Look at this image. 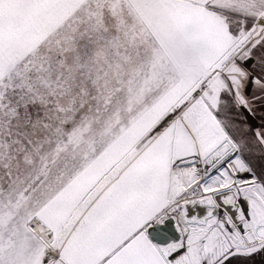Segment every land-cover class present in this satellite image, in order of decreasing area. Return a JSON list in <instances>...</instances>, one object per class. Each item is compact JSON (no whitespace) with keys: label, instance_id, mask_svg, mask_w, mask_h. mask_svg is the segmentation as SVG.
<instances>
[{"label":"snow or ice","instance_id":"obj_1","mask_svg":"<svg viewBox=\"0 0 264 264\" xmlns=\"http://www.w3.org/2000/svg\"><path fill=\"white\" fill-rule=\"evenodd\" d=\"M0 264H264V0H0Z\"/></svg>","mask_w":264,"mask_h":264}]
</instances>
